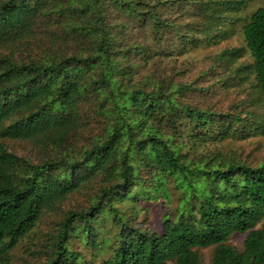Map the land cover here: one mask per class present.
Listing matches in <instances>:
<instances>
[{"label":"trees","instance_id":"1","mask_svg":"<svg viewBox=\"0 0 264 264\" xmlns=\"http://www.w3.org/2000/svg\"><path fill=\"white\" fill-rule=\"evenodd\" d=\"M245 5L0 0V264L46 213L80 193L89 202L66 211L45 260L27 264H86L69 242L83 236L94 245L105 212L116 232L100 264H203V249H211L210 264H264V162L206 149L264 134V5L242 26L251 64L234 65L241 55L231 48L206 70L220 86L248 71L249 108L199 104L217 81L197 88L160 63ZM7 141L28 145L38 159ZM173 192L180 197L170 208ZM127 200L164 203L161 231L137 220L141 207L117 206ZM234 235L244 236L242 248L230 243Z\"/></svg>","mask_w":264,"mask_h":264},{"label":"rangeland","instance_id":"2","mask_svg":"<svg viewBox=\"0 0 264 264\" xmlns=\"http://www.w3.org/2000/svg\"><path fill=\"white\" fill-rule=\"evenodd\" d=\"M263 5L264 0H246L245 7L240 11L228 10L226 15L232 17L231 23L219 22L202 40L188 46L183 53H178L160 63H164L163 67L166 69L175 67L173 71H176V69L182 70L185 75L184 78L194 82L197 88L210 87L216 83V77L206 70L211 65L212 58L224 49L238 48L240 50L241 56L234 65L238 63L246 66L250 65L252 60L245 49L242 26L246 15ZM204 71L208 73H204ZM240 73L241 77L247 78L238 84L233 82L231 84L229 81L223 86H220L217 81V84H214V89L206 92L207 98L199 97L197 102L202 103V105H212L214 109L220 111L239 105L249 108L253 104L250 97L255 92L252 87V76L246 70H241ZM220 75L223 74L219 73L218 76ZM7 145L20 156L31 160L38 159V154L26 144L7 141ZM206 149L224 156L231 155L251 165H257L264 162V134H256L244 139L227 138L219 143L207 146ZM179 197L178 192H173L170 208L177 205ZM88 202L89 194L80 193L72 196L55 212L46 213L39 221L36 229L21 240L18 246L11 251L7 264H27L44 261L45 253L51 243V236L56 232L58 222L63 214L70 209L83 207ZM117 206L127 212L132 208L141 207L143 211L139 212L137 220L157 232L161 231V218L167 211V206L161 201L147 203L140 201L136 204L127 200L122 203L118 202ZM93 229L95 234L94 245L86 243L83 236L73 238L69 242V247L78 251L82 256V262L84 261L86 264H100L109 256L114 246L116 227L113 224L111 214L105 212L104 216L94 224ZM243 238V235H234L231 237L230 243L240 249L242 248ZM200 254L203 264H210L211 249L200 250ZM167 264L175 263L168 262Z\"/></svg>","mask_w":264,"mask_h":264}]
</instances>
